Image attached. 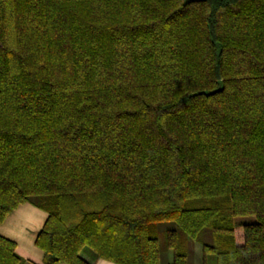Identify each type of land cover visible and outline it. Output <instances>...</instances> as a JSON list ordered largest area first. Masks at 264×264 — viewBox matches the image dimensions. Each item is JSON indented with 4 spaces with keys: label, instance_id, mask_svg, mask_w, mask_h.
<instances>
[{
    "label": "trees",
    "instance_id": "16d2710c",
    "mask_svg": "<svg viewBox=\"0 0 264 264\" xmlns=\"http://www.w3.org/2000/svg\"><path fill=\"white\" fill-rule=\"evenodd\" d=\"M26 203L45 264H264V0H0V225Z\"/></svg>",
    "mask_w": 264,
    "mask_h": 264
},
{
    "label": "crops",
    "instance_id": "0c3cea01",
    "mask_svg": "<svg viewBox=\"0 0 264 264\" xmlns=\"http://www.w3.org/2000/svg\"><path fill=\"white\" fill-rule=\"evenodd\" d=\"M47 217L46 212L26 203L14 210L0 225V235L15 242L16 252L23 259V264H45L44 252L36 245V239ZM96 264L113 263L100 260Z\"/></svg>",
    "mask_w": 264,
    "mask_h": 264
},
{
    "label": "rangeland",
    "instance_id": "374dc122",
    "mask_svg": "<svg viewBox=\"0 0 264 264\" xmlns=\"http://www.w3.org/2000/svg\"><path fill=\"white\" fill-rule=\"evenodd\" d=\"M250 218H239L237 221L238 223L240 222H245L248 221ZM175 228V224L174 223H170V222H166V223H161L159 225V239H160V243L162 245V253L164 255V252L166 251L165 245H166V231H168L169 229H173ZM194 250L196 248V251L198 250V244L193 245Z\"/></svg>",
    "mask_w": 264,
    "mask_h": 264
}]
</instances>
